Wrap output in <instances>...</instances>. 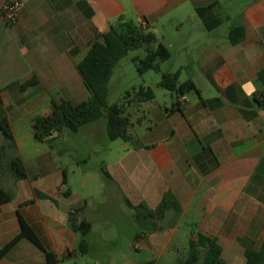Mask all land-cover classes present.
<instances>
[{"label":"crops","instance_id":"1","mask_svg":"<svg viewBox=\"0 0 264 264\" xmlns=\"http://www.w3.org/2000/svg\"><path fill=\"white\" fill-rule=\"evenodd\" d=\"M10 1L0 0V7ZM20 1L17 22H0V98L14 144L18 123L32 130L53 104L76 106L90 98L76 67L93 42L121 19L142 26L170 53L164 73L179 72L178 84L191 81L195 91L183 95L185 102L168 92L170 107L158 104L153 92L152 101L123 107L138 146H122L109 181L123 203L147 210L172 194L180 208L176 226L190 224L191 241L197 234L214 238L225 264H245L244 251H258L264 243V88L257 77L264 69V0ZM235 27L244 30V40L232 45L228 33ZM28 81L32 84L25 87ZM23 163L25 180L14 182L7 171L1 180L13 198L0 209V249L19 232V210L58 260L75 259L78 238L68 223L72 209L63 223L54 214L59 195L67 191L56 195L58 182L48 178L38 186L39 175ZM47 165L38 160L39 174L49 176ZM35 192L55 203L37 199ZM0 264L45 260L21 241Z\"/></svg>","mask_w":264,"mask_h":264},{"label":"rangeland","instance_id":"2","mask_svg":"<svg viewBox=\"0 0 264 264\" xmlns=\"http://www.w3.org/2000/svg\"><path fill=\"white\" fill-rule=\"evenodd\" d=\"M158 45L154 44L151 50H156ZM175 51H178L177 48L170 50L172 53ZM144 55V50H132L118 63L107 85L109 107L127 108L131 101L136 100L135 94L140 88L150 89L158 104L166 103L170 107V94L159 87L162 74L170 65L164 62L159 65V73L148 71L140 75L134 59ZM174 67L180 66L175 64ZM18 125L14 129L17 144L15 148L8 149L5 158L20 156L30 172L39 175L38 186L45 184L47 178L50 181L53 179L58 182L57 188L54 186L56 195L62 189L70 193V198L59 195L60 207H54V214H59L60 223L65 221L67 211L84 208L83 220L91 226L89 234L83 239L88 247L87 254L80 255L78 245L82 238L75 233L78 238L76 258L60 257L59 264H181L188 258V244L193 237L190 224L182 222L179 227L176 226L177 216L171 213L162 222L155 221L159 225L157 229L150 221H142L138 225L131 211L116 196L104 172L108 174L111 170L125 143L108 139L104 116L75 132L65 130L54 134L50 141L44 142L34 139L26 123ZM0 139V146L7 143L1 135ZM38 160L48 162V177L37 171ZM15 225L18 232L17 221ZM172 229L175 231L172 232ZM8 233L10 236L13 233L11 226ZM132 247L136 248L132 250Z\"/></svg>","mask_w":264,"mask_h":264},{"label":"trees","instance_id":"3","mask_svg":"<svg viewBox=\"0 0 264 264\" xmlns=\"http://www.w3.org/2000/svg\"><path fill=\"white\" fill-rule=\"evenodd\" d=\"M204 10H197L202 14ZM230 44L236 45L244 40V30L242 28H232L228 33ZM156 44L155 36L145 32L142 26H132L119 20L115 27L103 34L99 40L93 42L83 60L77 65L76 70L81 77L85 89L90 94V98L80 103L72 105L69 102L53 104L50 115L40 124L32 127L33 137L38 142L50 141L54 134H61L65 130L72 132L95 123L103 116L106 121L107 137L110 141L120 140L134 146H138L137 140L130 134L131 124L129 117L125 116L123 106L107 105V85L117 67L129 51L144 50L143 57L135 58L137 72L140 75L148 71L159 73V65L169 61L170 53L162 44L152 51V46ZM258 80L264 88V69L258 73ZM179 72L163 73L159 87L169 93H175L178 97H183L189 91H195L191 81L178 84ZM31 81L25 82L24 86L29 87ZM139 103L152 101L154 95L150 89L140 88L135 94ZM0 134L8 142V146H0V209L12 201L13 194L6 192L1 187V180L7 171L14 182L22 181L27 178L26 168L19 157L6 159V151L15 148L12 131L5 116L3 103L0 98ZM109 179V175L104 172ZM65 183V181H63ZM39 200H50L49 197L35 192ZM64 197L70 196L69 192L63 194ZM55 203L54 201H52ZM33 201L24 202L19 208L32 205ZM125 206L131 211L134 222L138 225L142 221H150L154 229L158 226L155 221L162 222L166 214L172 212L180 213L179 205L170 193L165 194L155 210H147L143 205L133 206L124 200ZM84 208L71 210L68 213V223L74 233H79L81 241L78 245L80 255L87 254V244L83 241L91 230V226L85 220L78 221V216L82 214ZM16 218L19 227L18 234L0 249V261L21 241H27L38 251L45 260V264H59L55 253L48 249L32 227L23 218L20 211H16ZM189 256L181 264H225L221 258L222 250L214 238H209L201 234L195 236L194 241L188 244ZM245 264H264V243L260 250L244 251ZM144 264H154L146 262Z\"/></svg>","mask_w":264,"mask_h":264},{"label":"built area","instance_id":"4","mask_svg":"<svg viewBox=\"0 0 264 264\" xmlns=\"http://www.w3.org/2000/svg\"><path fill=\"white\" fill-rule=\"evenodd\" d=\"M23 4L20 0H12L9 3L0 7V22H3L6 26L14 25L19 16ZM179 102L185 101L184 97H179Z\"/></svg>","mask_w":264,"mask_h":264}]
</instances>
